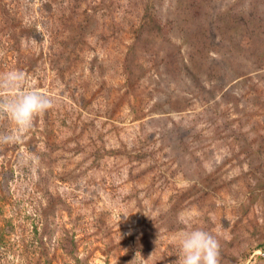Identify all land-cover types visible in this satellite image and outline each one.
I'll return each instance as SVG.
<instances>
[{
	"label": "rangeland",
	"instance_id": "1",
	"mask_svg": "<svg viewBox=\"0 0 264 264\" xmlns=\"http://www.w3.org/2000/svg\"><path fill=\"white\" fill-rule=\"evenodd\" d=\"M12 70L54 106L0 112V264H178L193 229L264 264V0H0Z\"/></svg>",
	"mask_w": 264,
	"mask_h": 264
},
{
	"label": "clouds",
	"instance_id": "2",
	"mask_svg": "<svg viewBox=\"0 0 264 264\" xmlns=\"http://www.w3.org/2000/svg\"><path fill=\"white\" fill-rule=\"evenodd\" d=\"M0 87L7 90L8 98L0 100V112L23 132L33 126L35 118L54 106V99L36 88L26 86V76L12 70L0 77ZM15 134L0 136V142L10 143ZM146 215V214H145ZM184 222L183 215L180 217ZM220 245L210 232L193 229L183 233L180 240L178 264H219Z\"/></svg>",
	"mask_w": 264,
	"mask_h": 264
}]
</instances>
